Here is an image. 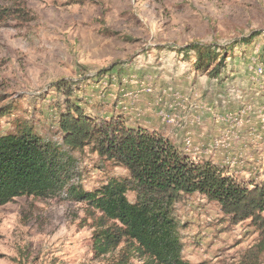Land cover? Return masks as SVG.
<instances>
[{
    "label": "rangeland",
    "instance_id": "obj_1",
    "mask_svg": "<svg viewBox=\"0 0 264 264\" xmlns=\"http://www.w3.org/2000/svg\"><path fill=\"white\" fill-rule=\"evenodd\" d=\"M197 43L218 49L204 68L184 50ZM62 81L86 113L123 117L241 185L264 184V0H0V133L30 120L54 139ZM73 156L85 190L126 175L89 146ZM174 207L190 264L237 263L257 240L249 219L201 195ZM93 231L65 193L15 197L0 205V264H112L119 248L96 254Z\"/></svg>",
    "mask_w": 264,
    "mask_h": 264
},
{
    "label": "trees",
    "instance_id": "obj_2",
    "mask_svg": "<svg viewBox=\"0 0 264 264\" xmlns=\"http://www.w3.org/2000/svg\"><path fill=\"white\" fill-rule=\"evenodd\" d=\"M189 49L196 51L198 68L218 57L214 46L197 43L184 50ZM220 50L213 75L223 66L228 48ZM56 86L65 99L55 116L54 139L41 135L30 120H18L14 130L0 133V205L18 196L46 199L65 193L89 210L96 254L119 248L112 264H190L183 256V225L174 205L184 195L198 194L215 202L233 222L250 220L257 240L234 264H260L264 184L241 185L211 162L187 159L162 134L128 125L123 117L92 116L72 99L70 84L62 81ZM87 146L101 159L122 167L126 175L109 177L90 190L80 187L73 153Z\"/></svg>",
    "mask_w": 264,
    "mask_h": 264
}]
</instances>
